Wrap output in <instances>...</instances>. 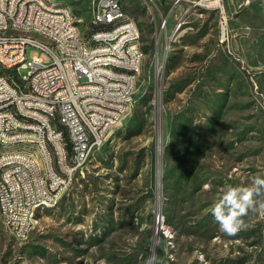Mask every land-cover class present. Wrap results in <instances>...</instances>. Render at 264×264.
Masks as SVG:
<instances>
[{
  "label": "rangeland",
  "instance_id": "374dc122",
  "mask_svg": "<svg viewBox=\"0 0 264 264\" xmlns=\"http://www.w3.org/2000/svg\"><path fill=\"white\" fill-rule=\"evenodd\" d=\"M49 1L88 38L95 0ZM195 2H161V35L142 0H123L142 37L134 102L28 239L0 219V264H264V209L235 236L211 214L226 185L264 178V0Z\"/></svg>",
  "mask_w": 264,
  "mask_h": 264
},
{
  "label": "built area",
  "instance_id": "2783aa9c",
  "mask_svg": "<svg viewBox=\"0 0 264 264\" xmlns=\"http://www.w3.org/2000/svg\"><path fill=\"white\" fill-rule=\"evenodd\" d=\"M151 13L156 33L168 30V17L161 13L165 0H142ZM186 0L175 2L182 3ZM196 4L216 9V0H196ZM93 10H100L99 23L91 28L107 25L113 17L126 12L123 0H101ZM67 7L49 8L45 0H0V147L7 141L43 143L44 160L48 166L50 188H43L36 172V162L26 155L8 156L0 160L9 164L7 178H0V219L14 238L26 240L34 227L35 216L41 207L36 200L56 199L58 193L70 190L76 175L87 163V154L100 149L112 130L133 104V75H119V67L133 68L137 74V58L142 37L135 22L121 28L116 35L92 37V41L118 39V49L83 48L70 30ZM179 22L175 30L182 27ZM4 26H23L43 29L60 41V49L36 44L28 37L4 33ZM174 33L165 45L174 41ZM30 48L50 56L52 62L28 58ZM26 74H23V71ZM39 72V81L31 82V73ZM9 104H18L22 115L37 118V125H22L21 116L8 112ZM63 105V112H56ZM8 128H21L22 136H8ZM46 142L57 143L59 166L50 167ZM161 222V221H160Z\"/></svg>",
  "mask_w": 264,
  "mask_h": 264
},
{
  "label": "bare ground",
  "instance_id": "6f19581e",
  "mask_svg": "<svg viewBox=\"0 0 264 264\" xmlns=\"http://www.w3.org/2000/svg\"><path fill=\"white\" fill-rule=\"evenodd\" d=\"M151 2H158V0H150ZM166 1V0H165ZM168 1V0H167ZM178 2L181 0H169ZM101 0H95V5ZM167 3V2H166ZM216 8L221 7L222 0H216ZM45 4L49 8H63L67 7V13L71 15L70 17V30L74 32L76 40H79V44L83 48L96 49L105 48V50H116L118 49V39H111L110 41L95 40L92 41V37H100L104 35H116L119 32V25L121 28H128L130 22H134L127 12H120V17H113V21L107 25L96 26V28H91L88 38L85 39L79 29V22L68 4L64 5H53L49 0H45ZM210 9V6H204ZM157 10V4H150V12L153 13ZM100 10H93V17L90 21L91 24L99 23ZM226 28L222 27V34L225 35ZM4 33L10 34L12 36L28 37L30 40H34L36 44H42L44 47H52L53 49H60V41L57 37H51L50 33L43 31V29L28 28L23 26H4ZM142 65V52L139 48V56L137 58V74H133V68L130 67H119V75L130 76L133 75L134 86L132 89V100L134 101L136 84L141 71ZM39 81V72L31 73V82ZM1 112V103H0ZM8 112L13 116H21L22 125L33 126L37 125V118L29 115H22V109L18 104H9ZM56 112H63V105H56ZM8 136H22L21 128H8ZM57 143L46 142V153L47 160L50 162V167L59 166V157L57 154ZM19 156L26 155V158L30 162H36V172L39 183L43 188H50V177L48 175V166L45 164L44 160H37V155H44L43 143L40 142H29V143H18V141H7L4 146L0 147V160L7 158L8 156ZM91 154H87V160ZM9 173V164H2L0 166V178H7ZM67 191V190H66ZM65 192L58 193L56 199H42L36 200V207L49 206L55 203ZM64 196V195H63ZM0 214L2 215V207H0Z\"/></svg>",
  "mask_w": 264,
  "mask_h": 264
},
{
  "label": "clouds",
  "instance_id": "9594fccd",
  "mask_svg": "<svg viewBox=\"0 0 264 264\" xmlns=\"http://www.w3.org/2000/svg\"><path fill=\"white\" fill-rule=\"evenodd\" d=\"M264 196V178L257 176L251 186L241 187L226 185L217 203L211 208L214 221L221 232L235 236L245 226L244 217L254 211L257 205L264 209V201L257 198Z\"/></svg>",
  "mask_w": 264,
  "mask_h": 264
},
{
  "label": "crops",
  "instance_id": "0c3cea01",
  "mask_svg": "<svg viewBox=\"0 0 264 264\" xmlns=\"http://www.w3.org/2000/svg\"><path fill=\"white\" fill-rule=\"evenodd\" d=\"M49 2H51L52 4L54 3L53 5H57V4L58 5H64V4H66V3H60V2H57V1H55V2L49 1Z\"/></svg>",
  "mask_w": 264,
  "mask_h": 264
},
{
  "label": "water",
  "instance_id": "95a60500",
  "mask_svg": "<svg viewBox=\"0 0 264 264\" xmlns=\"http://www.w3.org/2000/svg\"><path fill=\"white\" fill-rule=\"evenodd\" d=\"M156 81H157V79H156ZM160 215H157V223L160 225ZM157 233H159L158 231H157Z\"/></svg>",
  "mask_w": 264,
  "mask_h": 264
}]
</instances>
